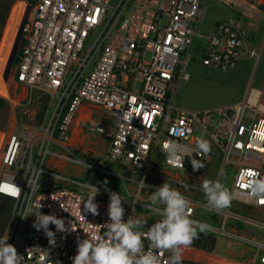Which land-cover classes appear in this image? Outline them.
<instances>
[{
  "label": "built area",
  "instance_id": "1",
  "mask_svg": "<svg viewBox=\"0 0 264 264\" xmlns=\"http://www.w3.org/2000/svg\"><path fill=\"white\" fill-rule=\"evenodd\" d=\"M221 1L244 16L257 14L252 0ZM205 2L119 0L115 5L113 0L26 2L4 78L50 93L61 111L51 119L44 135L29 134L26 127L12 131L5 137L0 151V195L15 202L6 234L8 243L24 255L23 264H72L78 238L105 231L102 224L108 220L109 203L106 188L95 184L100 191L95 197L98 214L93 215L84 210L88 191L73 187L70 180L68 184L58 183L67 178L44 168L47 153L88 164L66 146L77 110L84 102L96 104L115 117L111 127L98 119H88L84 125L109 138L106 159L130 173L129 177L122 173L121 178L139 185L137 197L123 196L124 208L126 202L133 205L125 208V220L135 218L137 205H147L141 200V192L145 188L155 189L158 179L173 181L182 188H197L191 180L202 177L201 168L194 171L187 156L183 167L170 165L162 146L172 140L191 147L207 135L225 153L224 163L230 161L237 167L232 199L264 209V201L255 202L248 195V185L264 179V91L250 86L243 102L204 111L173 104L181 78L189 77L186 69L196 36L204 39L200 54L203 64L210 68L236 67L246 54L261 57V50L248 44V29L240 18L217 23L211 34L198 33V24L206 12ZM93 36L95 39L90 41ZM200 129L202 134L197 133ZM38 141L42 145L35 161L34 146ZM51 143L65 146L68 154L49 151ZM193 156L204 163L208 153H193ZM172 170L185 172L184 177ZM43 174L47 175L42 178ZM37 179L39 190L33 194L29 185ZM183 194L190 200L193 219L197 206L213 209L208 202ZM29 201L33 209L43 205L42 213L62 218L66 227L72 229L62 233L50 223L49 228L55 232V244H50L43 230L33 227L34 214L22 217ZM215 210L223 211L227 217L236 215ZM148 229L140 231L146 234ZM213 230L251 241L258 250L246 264H264L263 242L245 238L224 226ZM142 239L145 250H149L146 236ZM159 254L162 264H168L169 253Z\"/></svg>",
  "mask_w": 264,
  "mask_h": 264
},
{
  "label": "rangeland",
  "instance_id": "2",
  "mask_svg": "<svg viewBox=\"0 0 264 264\" xmlns=\"http://www.w3.org/2000/svg\"><path fill=\"white\" fill-rule=\"evenodd\" d=\"M19 1H23L26 4V2L33 3L36 0H0V42L12 8ZM117 2L119 0H113L114 5ZM252 2L255 5L254 9L257 14L244 16L241 11L224 4L221 0H206V12L203 20L198 24L197 31L200 34L208 35L214 31L217 23L228 21L233 17L240 18L248 29V44L261 50V57L258 59V57H251L246 54L240 59L236 67L227 69L210 68L203 64V55L200 54V51L204 48V39L196 36L191 46V58L186 69L189 77L187 79L181 78L180 80V89L173 98V104L175 106L191 111H204L205 109H213L226 105L234 106L244 101L250 86L264 91V0H252ZM20 24L21 21L19 27ZM17 32L19 33V28ZM94 39L95 37L93 36L90 38V41ZM10 60L11 58L8 64ZM9 84V96L0 94V97L5 100L0 110L1 146L9 133L15 130L21 131L25 127L29 134L34 132L36 135H44L45 129L49 126L51 119L58 116L61 111L59 107L57 108L56 99L52 98L50 93L39 88L17 83L13 78L10 79ZM93 113L94 117L102 120L103 123H114L115 117L102 110H95ZM210 129L214 131L212 127ZM85 132L90 135L89 140L99 142L96 145L100 149H102L103 143L108 145L109 141L107 139L105 141L103 140V143L97 139L99 136L104 135V133L90 130L87 127L85 128ZM197 133L202 134V130H198ZM219 138L221 141H224L221 136ZM206 139L211 144V151L208 153L207 160L204 162L205 166L199 170L202 173V177L191 180V183L196 185L197 188L192 190L187 187L182 188L173 181L162 179L156 180L157 186L166 182L202 203L207 202L201 189V183L204 179L219 180L233 191L237 167L230 161L224 163L225 153L219 149V146L210 135H207ZM73 142L74 140L67 143L66 146L88 164L77 163L74 160L47 153L44 168L53 174H58L68 179L63 178L58 183L68 184L70 180L73 187L86 192L88 190L83 188L82 185L90 182L116 191L128 198L137 197L139 185L137 182L123 179L119 176L122 173L126 177L130 176V173L123 171L121 165L109 162L101 154L97 153L95 155L94 151L75 148L71 146ZM41 145L42 141H38L36 146H34L35 161L41 151ZM46 148L44 151H46ZM48 149L51 152L62 155L68 154L67 148L58 143H51ZM91 158H93V162H90ZM229 159L232 160L233 157L230 156ZM103 169L111 173L105 172ZM151 169L154 170L155 167L152 166ZM172 171L184 177L185 172L181 170ZM46 175L43 174L42 178ZM105 180L108 182L106 186L103 183ZM153 190L155 189L145 188L141 192V200L146 204L150 203L148 197ZM14 204L13 199L0 195V236L6 234ZM131 205L132 203L130 202L124 204L127 209L133 206ZM135 210V217L143 215L147 219V223L142 228H149L159 219L158 216L144 205H137ZM223 210L254 219L259 223L238 216L236 217V215L227 217L223 211H216L203 205L196 207L194 217L198 220L208 222L213 227L222 229L224 226L226 230L237 232L242 236L264 243V209L248 206L232 199L230 206L223 208ZM202 234L203 238L199 240L195 239L184 250L182 264H246L258 250L257 245L254 243L236 237L222 235V233L215 230L207 234ZM205 235L215 238V242L206 240Z\"/></svg>",
  "mask_w": 264,
  "mask_h": 264
},
{
  "label": "clouds",
  "instance_id": "3",
  "mask_svg": "<svg viewBox=\"0 0 264 264\" xmlns=\"http://www.w3.org/2000/svg\"><path fill=\"white\" fill-rule=\"evenodd\" d=\"M162 151L166 161L173 166H184L185 157H189L193 170L203 168L202 160L193 156V153H209L211 144L207 139H197L194 146H188L177 141H168L163 144ZM57 177L55 176V180ZM104 185H107L105 180ZM29 185V184H28ZM88 190L83 201L84 210L93 215L98 214V205L95 197L100 189L93 183L82 185ZM30 192L39 190V179L33 180L29 185ZM249 197L255 201H264V179H256L248 185ZM201 189L206 197L208 205L213 209H223L230 206L233 198L232 191L219 180L204 179ZM108 203V220L102 224L105 231L95 233L91 237L77 240V251L71 258L72 264H162L159 253L168 252V264H182L183 252L193 241L199 238L201 233L207 234L213 230L211 224L190 215V200L177 188L164 182L151 191L147 205L152 213L159 217L142 234L140 229L147 223V219L141 215L135 218H123L125 208L122 205L124 197L110 189ZM139 201V200H138ZM43 205L33 209L31 203L27 204L22 217L35 215L33 227L43 230L49 238L50 244H55V232L49 228V224L55 225V230L65 233L71 229L66 227L62 218L54 214H44L40 211ZM21 216V215H20ZM142 236H146L150 249L145 250ZM24 255L18 253L16 247L8 243V233L0 236V264H23ZM59 264V262H58Z\"/></svg>",
  "mask_w": 264,
  "mask_h": 264
},
{
  "label": "crops",
  "instance_id": "4",
  "mask_svg": "<svg viewBox=\"0 0 264 264\" xmlns=\"http://www.w3.org/2000/svg\"><path fill=\"white\" fill-rule=\"evenodd\" d=\"M95 110H102V111L106 112L107 114L111 115L109 112H107L102 107H100L96 104H93L91 102L82 103L80 105L79 109L77 110L74 122L71 126V138L68 141V143L72 142V140H74V142L71 146H74L75 148H82V149L94 151L95 155L98 153V154H101L102 157L106 158L107 152L109 149V145H110L109 138L105 134L102 136H99L97 138L99 141H102V143H103V140L105 141L106 139L109 141L108 145H105L103 143L102 149H100V147L97 146L99 144V142H97V141L94 142L91 139L89 140L90 135H88L85 132L86 126L84 124H85L86 120H88V119L97 120L98 119V118L94 117L93 111H95ZM98 121L100 123L106 125L107 127H111L113 125V124H109V123H103L102 120H99V119H98ZM222 235H223V233H222ZM226 236H228V235H226ZM244 237L248 238L246 236H244ZM239 239H241V238H239ZM248 239L254 240L252 238H248ZM242 240L252 243L251 241H248L246 239H242Z\"/></svg>",
  "mask_w": 264,
  "mask_h": 264
},
{
  "label": "bare ground",
  "instance_id": "5",
  "mask_svg": "<svg viewBox=\"0 0 264 264\" xmlns=\"http://www.w3.org/2000/svg\"><path fill=\"white\" fill-rule=\"evenodd\" d=\"M25 8H26V4L23 1H19L13 6L10 17L6 25L5 32L0 42V94L6 96H9L10 94V85L9 82L4 78V71L7 68L8 61L11 58L16 39L18 37L17 31L18 28H20L19 23L22 20L21 17L24 13ZM0 146H1V139H0Z\"/></svg>",
  "mask_w": 264,
  "mask_h": 264
},
{
  "label": "trees",
  "instance_id": "6",
  "mask_svg": "<svg viewBox=\"0 0 264 264\" xmlns=\"http://www.w3.org/2000/svg\"><path fill=\"white\" fill-rule=\"evenodd\" d=\"M4 103H5V100L0 97V110L3 107ZM90 162H93V158L90 159ZM200 238H203L202 233L199 235V238H197V239L199 240ZM205 238H206V240H209L210 242H215V238H213L212 236L205 235Z\"/></svg>",
  "mask_w": 264,
  "mask_h": 264
},
{
  "label": "water",
  "instance_id": "7",
  "mask_svg": "<svg viewBox=\"0 0 264 264\" xmlns=\"http://www.w3.org/2000/svg\"><path fill=\"white\" fill-rule=\"evenodd\" d=\"M216 124H218V122H215Z\"/></svg>",
  "mask_w": 264,
  "mask_h": 264
}]
</instances>
